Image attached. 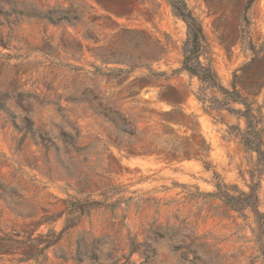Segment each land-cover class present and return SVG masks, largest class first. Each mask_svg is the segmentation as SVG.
<instances>
[{
	"label": "rangeland",
	"instance_id": "374dc122",
	"mask_svg": "<svg viewBox=\"0 0 264 264\" xmlns=\"http://www.w3.org/2000/svg\"><path fill=\"white\" fill-rule=\"evenodd\" d=\"M183 1L202 24L200 60L252 102L264 147V0ZM116 3L131 15L95 0H0V237L58 232L64 200H100L114 186L108 201L121 198L119 206L81 216L42 264H264L252 213L242 218L206 194L213 172L244 191L259 181L264 208V173L239 138L244 119L204 111L194 93H219L173 73L186 25L167 0ZM167 86L174 106L160 98L172 97ZM186 114L210 145L208 170L196 159L126 157L113 144L134 141L117 127L144 139L164 128L188 135L177 122ZM17 257L3 254L0 264H36Z\"/></svg>",
	"mask_w": 264,
	"mask_h": 264
},
{
	"label": "trees",
	"instance_id": "16d2710c",
	"mask_svg": "<svg viewBox=\"0 0 264 264\" xmlns=\"http://www.w3.org/2000/svg\"><path fill=\"white\" fill-rule=\"evenodd\" d=\"M104 10L118 17H129L132 10L126 5H119L116 2L125 0H95ZM175 15L180 17L186 25V38L182 46V59L179 68L174 69L173 73L185 71L190 76H195L206 88H214L219 95H206L205 87L199 88L194 93L196 99L201 103V108L221 110L225 109L230 113L242 117L245 122V128L240 132L239 138L244 147L256 153L255 172L257 177L264 173V147L262 141V118L252 102L240 93L233 85L231 89L224 87L216 72L209 64L200 60V56L207 52V42L202 30V24L198 17L192 13L183 0H167ZM159 74H164L163 72ZM173 91L172 97L160 98L166 102L176 105L179 101L176 97V91L172 86H167ZM230 102L241 104V108H233ZM180 113L183 112L180 110ZM117 126L114 119L111 120ZM178 124L185 127L184 131L190 130L188 135H178L173 129L164 128L159 134H154L149 138H139L135 136L134 130L127 131L122 127H117L120 134H126L128 138H134V141L123 142L120 139L114 141L115 147L123 152L126 157L135 155H156L166 163L179 162L182 160L196 159L203 163L205 169L210 168V161L207 160L210 145L202 136L198 126L196 116L186 114L184 120H177ZM166 127V126H165ZM120 166V165H119ZM215 177L212 192L206 194L214 199H218L225 207L237 213L240 217L246 218L247 212H251L254 218L255 227L252 229L253 239L256 245L258 256L264 262V208L260 209L261 199L258 193L259 181L251 182L248 190L244 191L238 188L236 184H227L219 179L218 174L213 172ZM254 174L251 173L253 180ZM114 186L105 189L101 195L102 199L95 200L89 197L83 199L70 198L64 200L65 207L55 218L64 215V224L60 231L53 228L45 233L25 231L19 238V233H12L0 237V244L3 253H0V260L4 255H18L16 262L33 261L36 264H42L46 259V251L54 247L60 241L62 234L72 227L76 226L83 215H87L92 209L97 207L116 208L121 203V198L114 201H108L113 194Z\"/></svg>",
	"mask_w": 264,
	"mask_h": 264
}]
</instances>
